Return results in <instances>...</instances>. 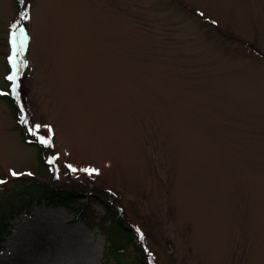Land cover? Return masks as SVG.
Returning a JSON list of instances; mask_svg holds the SVG:
<instances>
[{
	"label": "rangeland",
	"instance_id": "obj_1",
	"mask_svg": "<svg viewBox=\"0 0 264 264\" xmlns=\"http://www.w3.org/2000/svg\"><path fill=\"white\" fill-rule=\"evenodd\" d=\"M9 76L5 215L35 182L81 199L23 209L0 264H264V0H0Z\"/></svg>",
	"mask_w": 264,
	"mask_h": 264
},
{
	"label": "trees",
	"instance_id": "obj_2",
	"mask_svg": "<svg viewBox=\"0 0 264 264\" xmlns=\"http://www.w3.org/2000/svg\"><path fill=\"white\" fill-rule=\"evenodd\" d=\"M8 80V79H7ZM7 83L9 87L5 90L6 95H0V100L5 101L12 110V113L15 117L19 118V114L21 111V107L19 104V100L13 95L11 90V82L8 80ZM20 123H21V119ZM24 126V125H22ZM33 139V143L38 147L39 153L43 150L44 144L41 143V139L35 137ZM77 193L72 190H64L62 188H54L51 185H45L43 183H33L31 186L27 187L25 191L21 194V196L25 195L20 205L17 206L16 211H13L10 217L5 215V209H3L2 205L0 206V215L3 218V223L0 226V253L4 249V242L7 240L8 235L11 233V220L16 217L23 209L32 204L33 202H41L47 201L49 204L53 205H70L72 202H76L81 199V197L76 195ZM79 206H82L81 203H78ZM84 205V203H83ZM83 209H78V214H83ZM103 220L110 221V229L113 230L118 235L122 236L123 239L127 240L128 243L133 242L134 233L131 231V228L126 224V219L124 215L119 211H115L110 205L106 204V213L103 215ZM134 250L136 254H139L135 264H143L144 249L142 247V243H133ZM142 259V260H141ZM148 260V259H147ZM149 262V260H148Z\"/></svg>",
	"mask_w": 264,
	"mask_h": 264
},
{
	"label": "snow or ice",
	"instance_id": "obj_3",
	"mask_svg": "<svg viewBox=\"0 0 264 264\" xmlns=\"http://www.w3.org/2000/svg\"><path fill=\"white\" fill-rule=\"evenodd\" d=\"M21 2L23 3V0H21ZM26 16H27V13H25V15L21 16V19H22V20L25 19ZM20 31H21V33L23 34V32H24L23 28H21ZM13 43H15V40H13ZM21 43H22V44L24 43V40H23V39H22ZM8 79H9V80H12V79H13V76H9ZM0 95H6V93H2V92H0ZM31 134H32V135H36L37 133H36V131H32ZM40 142H41V143H47V141L44 140L43 138H41V141H40ZM72 170H73V171H76V169H72ZM85 171H88V174H89V175H92V174H94V173H95V174H98L97 170H95V169H90V170H85ZM11 175H12L13 177H16V176H18V175H20V174H19V173H16L15 171H12V172H11ZM28 175H31V174L28 173ZM4 183H6L5 180H0V184H4Z\"/></svg>",
	"mask_w": 264,
	"mask_h": 264
}]
</instances>
